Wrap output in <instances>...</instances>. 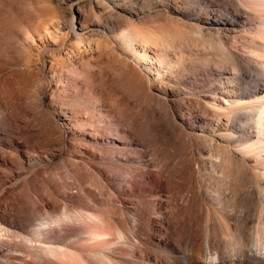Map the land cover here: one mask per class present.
I'll use <instances>...</instances> for the list:
<instances>
[{
    "label": "bare ground",
    "instance_id": "bare-ground-1",
    "mask_svg": "<svg viewBox=\"0 0 264 264\" xmlns=\"http://www.w3.org/2000/svg\"><path fill=\"white\" fill-rule=\"evenodd\" d=\"M206 1L0 0V146L12 154L11 161L0 157V182L61 145L63 131L49 111L70 137V158L26 178L0 214V238L38 241L53 256L10 244L29 257L19 264H134L130 249L116 245L141 239L133 216L144 210L167 212L179 261L204 264L226 253L232 264H264L254 256L260 245H250L264 238V0H220L229 17L201 8ZM201 75L212 83L188 99L189 79ZM129 150L157 168L145 187L120 192L137 199L136 209L110 194L129 164H147ZM68 185L81 194L61 191ZM160 191L170 195L167 203L147 199ZM36 197L49 200L35 205ZM12 211L22 224L8 219ZM250 212L259 216L255 227ZM37 219L82 221L91 242L34 233L28 226ZM185 249L195 261L181 256ZM141 251L132 257L154 262Z\"/></svg>",
    "mask_w": 264,
    "mask_h": 264
},
{
    "label": "rangeland",
    "instance_id": "rangeland-1",
    "mask_svg": "<svg viewBox=\"0 0 264 264\" xmlns=\"http://www.w3.org/2000/svg\"><path fill=\"white\" fill-rule=\"evenodd\" d=\"M211 4H215V6H211ZM200 7L201 8H208V9L209 8H214V9L218 10L220 13L222 12L221 14L223 16L224 15L227 16V17L230 16L228 14V12L225 11V9H224V7L222 5V2L220 0H208L205 3H203V4H200ZM234 8H235V10H234L235 13H238V14H240L243 17H247L248 16V12L244 8H240L238 6H235ZM41 61H43V59H41ZM199 77L200 76H198V77H196L194 79H189V82H191V83L187 85L188 87H186L187 88L186 89L187 90V96L186 97L187 98L189 97L188 99L195 98V95L193 94V92L200 91V89H204L205 88V85L212 83L211 75H207V76L206 75H204V76L201 75V77L200 78ZM49 78L50 77H47L46 85H45L44 90L42 92V97L46 96V94L48 93L49 87L51 85V78L50 79ZM250 84H252V83L250 82ZM3 116L5 117L4 114H3ZM49 116L51 118L55 119L56 121H58L59 127L63 131V139H62L61 145L58 147L57 150L54 151V155L53 156L47 157L43 161L35 162L32 166L27 167L25 169V171L22 173L21 176L15 177V179L12 178L11 181L9 180L6 183H1L0 182V214H5L6 213V212H4V211H6L4 207H6L8 202L11 201V195L13 194L15 188H17L19 184L23 183L24 180H26V178H28L30 176H33V175H35V176L38 175L39 177L41 175H45L46 172H44L45 171L44 168L46 166L50 167L52 169V168H55V166H57L58 163H61V162L65 161V160H67L68 158H70L69 154H68L69 153L68 142L70 140V137L67 135V127L64 124H62V122L56 117V115H55V113L53 111H49ZM8 135L12 137L11 134H8ZM8 135L5 136V137L8 138ZM7 138H5V139H7ZM127 153H129V154L132 153V155L135 156L136 158H137V155H138V157L139 158L141 157V159H143V161L145 163L150 161L149 159L151 158L150 156H148L146 154H143V153L141 154V151L137 152V150H131V151L129 150ZM10 154L11 153L9 151H5L0 146V157L2 159L9 160ZM9 161H11V158H10ZM148 163L145 164L146 166L143 165V164H139L140 165L139 166L137 163L129 164V166L126 165V166L129 167V169H128L129 172H128V170H125V172H123L124 174L122 173L123 175L119 174L120 176L117 175L118 177L115 176L113 178L114 180L111 181L112 186H111V189H110V194L113 193L112 196L117 197V199L120 198V199H118V202H120V204H123V205H125V206H127L129 208H133V209L137 208V206H136L137 199L134 196L133 197L132 196H125L124 194H121L120 192L122 190L128 188L129 186L131 187L130 184H132L133 186L136 185L137 187L138 186H141V187H145L146 186L145 184H147V182L149 180H151L152 177L155 176V172L157 171L156 167L149 166ZM139 168H141V169H139ZM16 171H18V170H16ZM134 172H136L137 175ZM137 172H139V173H137ZM133 175H136L135 178H134ZM55 176L57 177L58 180L65 179V181H71V179H69V177H67V176H65L63 174H59L58 173ZM131 177H133V178L131 179ZM63 188H61V191H64V193L66 192V194L69 195V196H73V195L75 196L77 194H81V192H82V191L80 192V190H79L80 188L74 187L73 185L72 186L68 185V186L63 187ZM89 188L92 189L93 191H95V193L99 197L100 196L103 197V195H100L99 192L96 189H94L92 187H89ZM118 192H119V194H118ZM10 193H11V195H10ZM169 196L170 195L167 194L166 192H161L160 191L157 194H154L153 196L149 195L147 197V199L151 203H154V204H159V203L165 204V203H167L168 200H170ZM44 198L45 197L41 198V200H42L41 201L40 198L38 199L36 197V200L37 199L38 200L36 201L35 205H40V204L42 205V203H44L45 200L46 201L49 200V198H47V199L46 198L44 199ZM128 198H130V199H128ZM163 202H165V203H163ZM255 203H257V205H255ZM255 203H254V207L256 208V207H259V204L261 203V201L259 202V200L258 201L256 200ZM13 211L8 213L9 216L7 214L8 219L10 218L9 220H11L13 223L22 224V222H23L22 219L19 218V216L16 215L17 213L16 212L14 213ZM164 212L165 213L162 216H163V218H165L164 219L165 221L163 220L162 216L160 217V216L155 215L154 213H152L150 211H147V210L142 211L140 217H138V218H136V216H133L135 218V220L136 219L139 220L138 222H137V220L134 222V225H136V227L134 226V228H135L136 231H138L137 235L142 239V241L144 243L141 241V239H139V240L137 239L138 241H136V242H138V243L135 242V244L132 245V246L131 245L128 246V245H125V244H119V246L116 245L118 248H125V249H128V250L130 249L129 250V251H131L130 255H129V253H127L128 255H126V256H128L129 259L134 261L133 262L134 264H145V263L146 264H154V263L155 264H161L164 261L168 262L169 264H188V263H185L183 261H179V255H178L179 253L177 254L178 244H179L178 243V237L176 235H173V233L170 231L169 225L166 224L167 223L166 220H168V215H167L166 211H164ZM12 213H14V214H12ZM257 217H259V216L256 214V212H250L249 213L248 218H249L250 222L248 224H249L250 227L251 226L255 227V224H256L255 222L257 221ZM261 218H262V220H264V217L262 215L260 216V219ZM142 219L144 220L143 221L144 223L146 222L148 228L147 227L146 228L143 227ZM145 220H147V221H145ZM148 220H150L149 223H147ZM82 224H83L82 221H79V220L78 221L77 220H68L67 222H63L62 224H59V225L58 224H54V223L47 224L44 221L37 219L33 223L29 224L28 228L30 227L31 231H33L34 233H37L39 230H42L44 233H46L48 235H51V236L57 237V238H63L65 240L69 241V242H82L83 240H86L84 242H91V241H89V240L84 238V234L81 232ZM141 224H142V226H141ZM163 225H164L165 228L163 227ZM152 232H153L154 235L152 234ZM159 234L165 235L166 239L165 240L161 239L159 237ZM192 234L193 235L195 234L194 231L192 232ZM262 235L264 236V233H262ZM261 241H262V243H261ZM261 241L257 242V241H253L252 240L251 243H250L252 248H254L253 246H255V245H260V247L262 248L260 253L254 252V256L257 257V258H264V249H263L264 238H262ZM153 243L155 244V246H156V243L165 244V245L167 244L170 247H172V251L173 250L175 251L176 248L177 249H176L175 252L174 251L172 253L171 252L170 253L167 252V254H166V251L162 252L163 250L161 251L159 249V251H160L159 252L158 250H156L157 248L156 249L154 248L155 246H154ZM10 244L26 245L29 248L37 249L40 252L39 253L40 254L39 257L41 259H44V260L45 259L46 260L47 259L48 260L53 259V256H51V254H49L48 251H46V249L44 248L46 245H44V244H42V243H40L38 241L31 240V239H25V238H19V237H7L6 236V237H1L0 238V264H19V262L21 260L29 258L25 253H23L21 251L9 248ZM143 250H144V252H143ZM129 251H127V252H129ZM137 251H139V252L141 251L144 254L149 255V257L153 258L154 262H149L148 261V263H147V261H142V260L139 261L138 259L133 258V257H135L136 253H139ZM146 251H147V253H146ZM189 252L190 251L185 249V250H183V253L181 254V256L186 257V258L187 257H189V258L191 257L190 259L192 261H195L196 258H194V260H193V257H195V256L192 253L190 254ZM132 255H133V257H132ZM137 261H139V262L137 263ZM210 261L211 262H208V260H205V262H203V263L204 264H232L231 263L232 260H230V257L226 253L223 254V257H221L220 259L211 258ZM250 264H257V263L253 262V260H250Z\"/></svg>",
    "mask_w": 264,
    "mask_h": 264
},
{
    "label": "trees",
    "instance_id": "trees-1",
    "mask_svg": "<svg viewBox=\"0 0 264 264\" xmlns=\"http://www.w3.org/2000/svg\"><path fill=\"white\" fill-rule=\"evenodd\" d=\"M159 237H160L161 239H163V240L166 239L165 235H163V234H159Z\"/></svg>",
    "mask_w": 264,
    "mask_h": 264
}]
</instances>
